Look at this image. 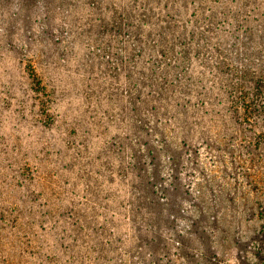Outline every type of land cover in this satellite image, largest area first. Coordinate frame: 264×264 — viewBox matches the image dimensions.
<instances>
[{"label":"rangeland","instance_id":"1","mask_svg":"<svg viewBox=\"0 0 264 264\" xmlns=\"http://www.w3.org/2000/svg\"><path fill=\"white\" fill-rule=\"evenodd\" d=\"M0 264H264V0H0Z\"/></svg>","mask_w":264,"mask_h":264},{"label":"trees","instance_id":"2","mask_svg":"<svg viewBox=\"0 0 264 264\" xmlns=\"http://www.w3.org/2000/svg\"><path fill=\"white\" fill-rule=\"evenodd\" d=\"M240 98H242L243 99V97H240ZM245 98V97H244ZM235 104H240L238 101L237 102H234ZM247 104V103H246ZM240 106V105H239ZM237 107V106H236ZM237 109H238V107H237Z\"/></svg>","mask_w":264,"mask_h":264}]
</instances>
